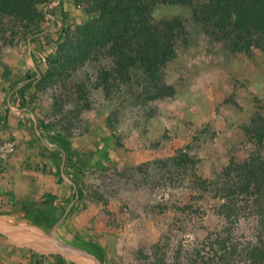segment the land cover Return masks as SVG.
Here are the masks:
<instances>
[{
	"label": "rangeland",
	"instance_id": "obj_1",
	"mask_svg": "<svg viewBox=\"0 0 264 264\" xmlns=\"http://www.w3.org/2000/svg\"><path fill=\"white\" fill-rule=\"evenodd\" d=\"M90 1L75 6L71 0H36L35 11L23 17L0 15V178L9 170L13 181L30 162L23 152L37 141L30 123L37 120L38 132L66 136L76 152L72 160L78 156L80 164L89 166L82 178L84 198L56 229L61 243L99 242L105 264H203L206 243L215 234L229 230L233 242L252 241L256 218L248 210L227 221L219 214L226 202L195 191L189 166L177 168L168 159L182 152L196 162L199 177L222 182L230 163L252 154L264 160V140L259 148L248 131L254 116L264 118V50L234 48L233 33L222 34L204 16L195 18L191 6L145 0L152 22L178 19L184 28L175 56L161 69L162 82L175 89L174 96L146 100L139 70L129 81L117 80L106 94L98 82L101 72L114 69L106 52H91L84 63L55 73L47 62L58 47L54 39L62 27L61 4L68 13L63 27L74 43L77 26L96 17L82 11ZM17 107L28 128H16ZM14 187L11 193L19 202L27 186ZM64 188L59 215L75 203L73 192ZM3 221L34 239L50 233L22 219V212H13L0 195ZM0 229V245L11 244L6 228Z\"/></svg>",
	"mask_w": 264,
	"mask_h": 264
},
{
	"label": "trees",
	"instance_id": "obj_2",
	"mask_svg": "<svg viewBox=\"0 0 264 264\" xmlns=\"http://www.w3.org/2000/svg\"><path fill=\"white\" fill-rule=\"evenodd\" d=\"M147 1L153 4L191 6L195 18L204 16L213 21L214 27L221 30L222 34L233 33L234 48L248 51L252 47H261L264 50V0H208L207 4L200 6L194 5L193 0ZM79 2L80 0H71L75 6ZM90 2V8L82 11L85 14L95 12L96 17L92 21L77 26L74 43L69 40V35L67 36L66 29L63 27L68 19V13L65 12L66 9L62 4L59 7L63 22L54 39L58 45L57 50L53 57L47 60L49 67L51 66L50 71L55 73L57 70L73 69L77 62L82 64L89 60L91 52L102 51L112 58L114 64L112 72L103 71L98 77V82L106 94H109L116 86L114 84L117 80L129 81L134 74L132 71L139 70L146 86L143 87L147 94L146 100L153 101L174 96L175 89L162 82L161 69L175 56L176 41L184 34L181 22L178 19L152 22L148 17L150 6L145 0H91ZM35 3L36 0H0V15L23 17L26 13L35 11ZM40 15L42 16L39 13ZM51 18L54 20L53 17ZM227 27L229 32L225 31ZM59 55L62 56V61ZM50 71L46 74L48 78L52 76ZM36 74L40 75L39 71L36 70ZM27 78L28 80L22 83L20 89H24L28 84L30 78ZM30 115L34 116L32 113ZM31 122L33 123V120ZM34 122L36 126L33 131L37 132L38 140L43 143L44 136L38 132V121ZM40 124L43 125L41 122ZM250 125L248 130L250 138L260 148L264 140V118L256 115L250 120ZM47 138L55 143V151L62 159L64 168L69 165L72 170L67 174L71 176L75 200L68 212L73 213L76 211V202L80 203L84 198L85 185L82 178L89 166L80 164L78 156L74 158L75 161L72 160L76 152L66 136ZM168 161L174 167L183 166L185 170L189 166L191 184L195 191L211 193L213 198H220L226 202L220 205L219 214L227 221L230 217L238 219L241 210H248L250 215L256 218L252 241L240 238L233 242L229 230L211 237L209 243H206L209 253L201 258L203 264H264V160L258 154H252L244 162L230 163L223 170L227 177L224 182L219 178L207 180L199 177L195 172L196 162L182 152H177L176 156ZM59 180L63 179L59 177ZM0 195L7 197L13 210L22 212L23 219L44 231L51 229L62 218V215H59L61 203L56 198L51 200L50 197L49 200L44 199L39 202H16L11 195H5L3 192H0ZM237 195L243 199H233V196ZM75 242L105 264V250L99 242L90 240ZM29 252L32 257H36L34 252L30 250ZM53 257L56 259L55 264H75L67 262L60 255H53Z\"/></svg>",
	"mask_w": 264,
	"mask_h": 264
},
{
	"label": "crops",
	"instance_id": "obj_3",
	"mask_svg": "<svg viewBox=\"0 0 264 264\" xmlns=\"http://www.w3.org/2000/svg\"><path fill=\"white\" fill-rule=\"evenodd\" d=\"M21 107L22 110H24L23 106ZM16 109H18V111L20 112L19 114H17V122L15 124L16 128L21 126L28 128L27 127L28 125L25 120V115L22 114L21 108L17 107ZM4 122L8 123V121H6V117H4ZM30 123L32 126L31 128L34 130L36 126L35 123L34 122L32 123L31 120ZM11 130L13 131V129ZM43 139H44L43 143L40 142L38 138L37 141L32 140V142L29 144L31 145V148H29L28 145H25L23 154L26 157V161L30 160V162L27 161L28 163L24 164L26 166L25 167L21 166L20 168L21 171H18L14 175L13 178L15 180V181L13 180L14 183L13 181L10 180V178L12 177L10 176L11 171L9 170L5 172L3 179L0 178V192H3L5 195H11L13 197L12 199H14V201L16 202L17 199L11 193L14 192L15 190L14 189L16 187V186L14 187L15 184H18L19 186H24V185L27 186L26 191L20 192L21 194L20 197L22 200H20L19 202L22 201L36 202V201H42L44 199L49 200V198L51 197V200L56 198L61 203L64 196L63 192H65L66 190V188H64L65 186L71 192H74L71 186V178H70L71 176L67 174L68 171L70 172L72 170L69 168V165L64 168L62 164V159L58 157L55 151L56 149L55 143L49 140L47 137H44ZM48 141L50 143H48ZM36 146H38L37 147L38 150L36 149ZM19 148L22 149V146H20ZM59 177L60 179L62 178L63 180L62 181L59 180ZM6 182H8L6 186L9 189H7L4 185V183ZM71 206H72V202L67 204V209L62 214V218L58 221L59 223L63 219L65 221V217L67 218L70 214L72 215L74 214V212L73 213L68 212ZM15 210H13V212ZM15 212H20V211H15ZM67 214L68 216H66ZM7 226H10V224L5 221H3V223H0V227L7 228ZM41 231L44 233L46 232L43 229H41ZM35 240L38 243H44L47 241V237L42 236L39 238H35ZM29 250L34 252L36 257H32ZM51 253L53 252L51 251L40 252L37 249L29 248L27 246L18 247L16 245H13L12 243L9 245H0V264H55L56 259L53 257V254ZM63 258L67 262H71L65 257Z\"/></svg>",
	"mask_w": 264,
	"mask_h": 264
},
{
	"label": "water",
	"instance_id": "obj_4",
	"mask_svg": "<svg viewBox=\"0 0 264 264\" xmlns=\"http://www.w3.org/2000/svg\"><path fill=\"white\" fill-rule=\"evenodd\" d=\"M59 222L55 223V225L51 228L49 236L47 237V241L44 243H38L31 236H26L21 232L20 229L13 228L12 226L7 227L6 229L9 234L5 233V236L10 239L13 245L18 247L27 246L29 248L37 249L41 251H51L60 253L66 259L73 261L75 263L82 262L84 264H102L101 261L91 252L83 248L82 246L76 243H61L59 239H56L55 233L56 228ZM6 231V232H7ZM0 233L4 234L0 229ZM53 252V253H54Z\"/></svg>",
	"mask_w": 264,
	"mask_h": 264
},
{
	"label": "bare ground",
	"instance_id": "obj_5",
	"mask_svg": "<svg viewBox=\"0 0 264 264\" xmlns=\"http://www.w3.org/2000/svg\"><path fill=\"white\" fill-rule=\"evenodd\" d=\"M81 264H83V263L81 262Z\"/></svg>",
	"mask_w": 264,
	"mask_h": 264
}]
</instances>
